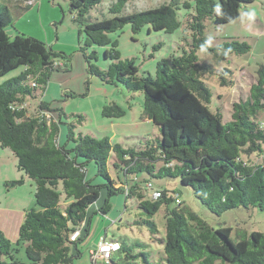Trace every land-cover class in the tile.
I'll return each instance as SVG.
<instances>
[{
    "label": "trees",
    "instance_id": "trees-1",
    "mask_svg": "<svg viewBox=\"0 0 264 264\" xmlns=\"http://www.w3.org/2000/svg\"><path fill=\"white\" fill-rule=\"evenodd\" d=\"M4 1L7 4L0 5V79L19 73L0 83V147L13 154L18 171L34 183L35 205L24 213L15 244L0 232V264H73L80 256L77 243L88 235V211L97 203L102 188L87 180L89 164H94L97 176L107 182L103 186L107 197L93 214L106 215L113 195L135 199L140 217L134 224L145 227L151 240L163 245L164 264H264V234L242 233L232 240L230 229L213 230L185 207L178 195L154 190L151 184L153 180L177 181L216 217L248 208L264 212V61L256 67L247 97L231 104L230 119L223 123L222 116L209 108L212 95L204 81L214 77L220 87H232L233 71L197 56L205 52L221 63L227 62L230 54L248 53L250 45L231 39L209 48L204 32L207 24L218 29L233 22L239 10L254 0H219L218 4L212 0H169L134 13H127L131 0H65L78 28L79 51L88 75L142 96L140 120L150 122L159 135L138 148H124L107 136L74 137V125H68L66 142L61 144L59 126L66 117L64 112L59 111L55 120L41 100L34 113L29 111L26 101L41 98L51 74L67 72L68 60L40 40L6 34L13 24L11 9L27 10L29 3L38 0ZM93 10L101 18H93ZM126 27L132 35L144 27L164 35L182 29L169 59L157 61L154 76L139 74L134 58H121L117 37ZM162 46L158 43L152 50L157 52ZM95 49L103 50L104 69L96 65ZM67 97L75 95L68 93ZM101 114L105 119H120L126 111L110 103L103 106ZM78 119L82 122L83 117ZM108 166L120 186L115 187ZM20 185L21 179L5 183L9 188ZM145 190L151 191V196L144 194ZM162 207L163 241L153 221ZM76 232L79 234L72 241ZM13 245L24 246L26 262L15 258ZM122 245L118 264H152L146 252L134 253L131 246ZM121 250L119 246L116 252ZM109 264L116 263L109 259Z\"/></svg>",
    "mask_w": 264,
    "mask_h": 264
},
{
    "label": "rangeland",
    "instance_id": "rangeland-1",
    "mask_svg": "<svg viewBox=\"0 0 264 264\" xmlns=\"http://www.w3.org/2000/svg\"><path fill=\"white\" fill-rule=\"evenodd\" d=\"M169 0H131L127 5V13H134L154 9L167 3ZM193 3L194 0H188ZM218 4L219 0H212ZM0 0V5H6ZM106 4V2L104 3ZM105 11V10H104ZM103 11V12H104ZM93 18H101L98 11H92ZM10 18L12 26L6 28V34L13 38L16 35H24L35 38L46 44L57 53H62L68 60L67 72L59 71L51 74L45 93L41 98L28 99V109L34 113L41 101L45 102L52 111L50 113L58 119L59 111H63L66 117L61 118L59 126L58 142L65 144L68 125H74V137L79 134L90 135L95 138L107 136L113 143H118L124 148L142 147L145 140H152L159 135L155 126L139 121L142 111V96L139 93L128 94L121 87L102 83L98 78L88 75L85 61L78 45V28L71 20L68 5L65 0H38L29 3L27 10L16 11L11 9ZM149 27H144L137 35H132L126 27L122 34L117 37L118 50L122 59L134 58L135 66L139 74H155L157 61L168 60L174 52L182 29L170 35L155 33ZM207 46L214 48L220 45L224 39L245 42L250 45L251 50L243 55L230 54L227 62L215 63L211 56L205 52H198L199 59L204 60L218 68H229L233 71L234 84L232 87H220L216 78H208L204 82L211 92L212 98L209 108L212 113H219L223 123L229 121L231 104L244 99L248 95L250 85L254 81L255 71L258 64L264 61V0H254L252 4L242 7L236 20L214 29L207 24L205 29ZM162 43L163 46L157 52L152 46ZM98 56L97 67L104 69L105 63L102 59L103 50L95 49ZM91 52V49L89 50ZM150 55L153 57L150 58ZM61 63V60H59ZM19 71H14L0 79V83L16 76ZM68 93L75 95L67 97ZM115 103L126 111V115L120 119H105L102 117V108L106 104ZM130 106V109H129ZM78 116H82V122ZM124 132V133H122ZM254 161L260 159L254 158ZM108 171L115 187L120 186L111 166ZM86 178L93 185L102 186L97 203L90 208L95 211L99 209L107 197V182L97 176L94 164L86 167ZM143 176L139 175V180ZM122 181V178H121ZM152 189L166 190L169 196L178 195L179 201L194 212L210 228H227L231 230V239L237 240V236L246 233L260 232L264 234V212L255 208L247 210H233L213 216L202 207L193 197L191 191L182 188L177 181L153 180ZM151 196V191H143ZM155 197V196H153ZM110 209L106 215L95 213L89 214L90 224L88 235L77 243L80 256L74 259L73 264H108L101 258L91 257L92 252L98 251L102 239L107 242H117L121 247L120 252L111 254L110 260L119 263L123 255V243L131 246L134 253L146 252L152 264H164L163 245L151 240L145 227L134 224L138 220L139 210L136 200L126 199L125 194H116L109 198ZM99 206V207H98ZM165 207L160 208L154 215L159 237L165 238V221L163 219ZM85 225V224H84ZM158 237V238H159ZM215 264H220L216 262Z\"/></svg>",
    "mask_w": 264,
    "mask_h": 264
},
{
    "label": "crops",
    "instance_id": "crops-1",
    "mask_svg": "<svg viewBox=\"0 0 264 264\" xmlns=\"http://www.w3.org/2000/svg\"><path fill=\"white\" fill-rule=\"evenodd\" d=\"M139 121L141 122L140 118ZM141 123H149L143 120ZM124 133V132H122ZM22 180V185L6 187L5 183ZM34 183L16 168V161L8 149L0 147V232L12 244L17 240L18 229L24 213L34 208ZM99 207V206H98ZM94 210H91V213ZM14 256L26 262L24 246H15Z\"/></svg>",
    "mask_w": 264,
    "mask_h": 264
},
{
    "label": "built area",
    "instance_id": "built-area-1",
    "mask_svg": "<svg viewBox=\"0 0 264 264\" xmlns=\"http://www.w3.org/2000/svg\"><path fill=\"white\" fill-rule=\"evenodd\" d=\"M79 232H76L72 235L71 240L73 241ZM119 249V244L114 243V242H107L106 240L102 239L99 243L98 246V251L97 252H92L91 256L96 259V258H101L103 260H106L109 264V259L111 257V254L116 252Z\"/></svg>",
    "mask_w": 264,
    "mask_h": 264
}]
</instances>
